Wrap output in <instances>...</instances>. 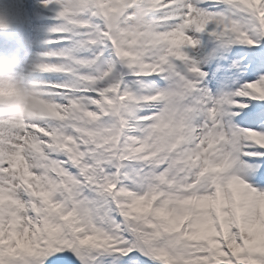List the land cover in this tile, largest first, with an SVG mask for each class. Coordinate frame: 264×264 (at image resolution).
<instances>
[{"label": "snow or ice", "instance_id": "6c2138e0", "mask_svg": "<svg viewBox=\"0 0 264 264\" xmlns=\"http://www.w3.org/2000/svg\"><path fill=\"white\" fill-rule=\"evenodd\" d=\"M73 4L0 5L65 110L0 122V264L264 260V0Z\"/></svg>", "mask_w": 264, "mask_h": 264}, {"label": "rangeland", "instance_id": "374dc122", "mask_svg": "<svg viewBox=\"0 0 264 264\" xmlns=\"http://www.w3.org/2000/svg\"><path fill=\"white\" fill-rule=\"evenodd\" d=\"M138 1H142V0H138ZM88 0H78V4L80 8L86 7ZM119 2L121 3L122 6L124 7H131L133 5H136L138 2L137 0H119ZM137 2V3H136ZM235 2H242V0H235ZM148 3V2H147ZM155 6L156 4H150ZM74 9L73 12H77L78 8L75 4H73L72 6V10ZM67 10H65L66 12ZM71 11V10H70ZM141 13L144 12H140L138 15H141ZM67 14H72V12L67 13ZM145 14V13H144ZM137 15V16H138ZM134 22L137 25H142L144 20L137 18H134ZM47 23H52V21L50 22H46ZM3 25H0V27H2ZM0 39H3V34H0ZM35 46V43L33 41L30 40H24L23 42H21L17 47H15L10 53L5 54V55H0V67H5L4 69H0V81H1V76L6 75L5 71L6 69L9 70V72L16 74L17 78L16 80L18 81L19 85L24 89V98L23 100H18L15 101V103H9L10 105H6V98L3 96H0V117H7L8 119L6 121H0V122H6L14 127H19V128H28V127H35L37 123H31L29 121V119L25 116V114L27 113V111H29L28 107L29 105L31 106L32 104H36L37 106H41L44 109L47 108H52L51 113L52 115L55 114L56 118H59L61 115L64 114V109L62 107H58V106H52V102L49 98H45L42 97V94H39L41 92L47 93V89L45 87V85L42 83V81L38 78L37 81H35L33 84L35 85H40V86H36L35 90L26 85V82L23 80H20L21 76L25 73L24 70L25 69H21V71L18 69L17 64H15V58L17 57V53L21 52L23 53V55L27 54V49L29 48L31 50V48H33ZM13 53V55H12ZM31 52H29L30 54ZM15 56V57H14ZM21 63V62H20ZM32 67H39V69L42 70H52L56 67L55 64H49V63H45L42 59H39L38 61H32L31 63ZM38 69V68H37ZM58 78H53L52 80H56ZM48 96V95H46ZM22 99V98H21ZM242 100H247L249 98H241ZM48 103V105H47ZM8 112H16L17 116L16 118H10V116L8 115ZM34 114V112H32ZM29 121V122H28ZM39 130V129H37ZM31 141V137L27 138L25 143L28 144ZM246 211H240V210H235L234 211V215H245ZM261 221H264V206H262L259 209V217L257 219V223L259 224ZM228 234L227 232L224 231L223 226L221 227L220 232L216 233L213 235V239H217L219 237H227ZM251 264H264V260H259V261H252Z\"/></svg>", "mask_w": 264, "mask_h": 264}, {"label": "bare ground", "instance_id": "6f19581e", "mask_svg": "<svg viewBox=\"0 0 264 264\" xmlns=\"http://www.w3.org/2000/svg\"><path fill=\"white\" fill-rule=\"evenodd\" d=\"M7 2V0H0V5H3ZM68 2V7L65 9L67 10L65 13H70L72 12L71 15H76L77 12H73L74 9L72 10V6H73V0H67ZM148 3H152V4H158L159 0H147ZM71 10V11H70ZM145 18V15H138L136 16L137 18ZM49 21V20H47ZM46 22V21H43ZM36 46V45H35ZM15 57V56H14ZM41 59L39 56L33 54L31 57L26 59L25 54L23 55V53L21 54L20 52L17 54V57L15 58V64H17L18 69H22L25 68V74L21 76V78L23 77L26 81H28V85L30 87H32L34 90L36 88V86H40V85H35L32 84L31 82L37 78H39L38 76V69L37 67H32L30 64H21V61H36ZM42 70V69H40ZM47 70V69H45ZM9 70L6 69L5 74H8ZM1 81H0V96H3L6 98V105H10L9 103H15V101L18 100H23L24 98V89L19 85L18 81L16 80L17 76L16 74L11 73L10 75H4L1 76ZM20 78V80H21ZM50 79L53 78H58L56 75H52L49 77ZM43 83V82H42ZM39 94H42V97H48L46 95H48L47 93L41 92ZM22 98V99H21ZM48 105V103H47ZM53 106V105H52ZM29 111H27V113L25 114V116L29 119V121L31 123H38V122H43L46 121L50 115H52L51 110L52 108H47L44 109L41 106H37L36 104H32L31 106L29 105L28 107ZM34 112V114L32 113ZM8 115L10 116V118H16L17 113L16 112H8ZM28 121V122H29Z\"/></svg>", "mask_w": 264, "mask_h": 264}]
</instances>
